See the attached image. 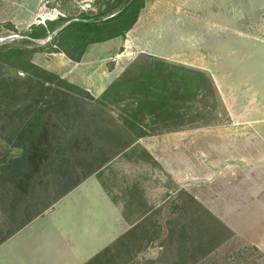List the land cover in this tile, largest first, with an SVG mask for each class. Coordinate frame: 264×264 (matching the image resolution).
Instances as JSON below:
<instances>
[{
	"label": "rangeland",
	"instance_id": "1",
	"mask_svg": "<svg viewBox=\"0 0 264 264\" xmlns=\"http://www.w3.org/2000/svg\"><path fill=\"white\" fill-rule=\"evenodd\" d=\"M145 1L150 10L136 30L162 55L134 53L121 63L118 83L90 92L93 98L60 78L69 57L56 51L57 30L38 39L28 33L47 18L92 15L107 0H0V150L40 105V150L67 137L81 176L91 178L71 204L58 203L64 196L56 200L60 186L51 175L33 200L5 177L0 263L18 260L16 251L33 243L48 244L44 232L71 220L89 233L98 228L102 206L89 202L100 182L128 228L86 264H264V0ZM10 47L30 51L7 58ZM98 53L91 51L83 72L113 69L116 62ZM68 107L76 114L67 130ZM99 147L112 155L101 167L92 159ZM177 165L190 190L170 172ZM201 242L208 252L193 259Z\"/></svg>",
	"mask_w": 264,
	"mask_h": 264
},
{
	"label": "trees",
	"instance_id": "2",
	"mask_svg": "<svg viewBox=\"0 0 264 264\" xmlns=\"http://www.w3.org/2000/svg\"><path fill=\"white\" fill-rule=\"evenodd\" d=\"M145 5V0H107L106 6H99L95 13L92 12V15L83 12L76 19L60 15L56 18H47L45 24L39 26L33 24L28 35L34 39L45 38L49 35L50 28L57 30L54 37L57 45L56 51L65 52L74 61H81L90 44L125 36L138 21ZM29 51L28 48L10 47L7 49L6 55L7 58H12L23 56ZM30 65L38 70H44L34 62H30ZM24 71H28L27 68H24ZM199 73L204 74L203 72ZM60 78L65 79L61 75ZM7 81L6 78L1 80L3 83H7ZM115 83V81L112 82L106 91ZM71 86L94 98L86 88L78 84ZM152 91L154 95H157L156 90ZM36 109L37 111L32 116L24 118L5 136L10 147L4 151L0 150V184L5 177H9L18 193L33 200L41 189L42 180L51 175L60 186L56 198L58 200L79 186L86 177L81 176L73 162L67 146V137H59L55 144L50 146L49 152L40 150L38 141L43 128L40 120L42 106L38 105ZM65 113L61 128L68 130L74 123L76 113L70 107L66 109ZM39 142L41 143V141ZM14 149H18L20 153L13 154ZM92 159L98 167H101L112 159V155L106 154L103 147H99L94 151ZM215 218L221 222L220 219ZM184 228L185 225H183ZM182 239L185 238L182 237ZM203 245L204 243L201 242L198 246L200 250H192L193 259H196L198 253L206 255L208 249L203 248ZM184 247L183 240L181 254L185 257L187 254ZM98 255L88 263L93 262Z\"/></svg>",
	"mask_w": 264,
	"mask_h": 264
},
{
	"label": "crops",
	"instance_id": "3",
	"mask_svg": "<svg viewBox=\"0 0 264 264\" xmlns=\"http://www.w3.org/2000/svg\"><path fill=\"white\" fill-rule=\"evenodd\" d=\"M149 10L150 6L147 3L141 11L138 23L143 18V15H148ZM157 17H160V15H157ZM136 25L125 36H118L106 41L90 44L81 61H74L69 57V62H66V66L59 70L60 75L74 83H77L78 85L84 86L88 91L96 96L105 92L109 85L122 74V72H119L122 69H120L121 63L127 61V59L134 53L144 52L162 55L152 47L145 45V39L147 37L145 36V31L143 32L140 30L137 32ZM137 34L139 37H137ZM94 49L100 51L97 56L102 57V60L104 58H112L113 61L116 62L115 64H112V70H109L108 72H91V69L87 72L82 71L86 69L84 65L91 67V51ZM115 51H117L116 55L113 53ZM186 54L188 55V58L198 57L191 52H187ZM179 55H182V53L175 54L173 57H165L174 59ZM70 61L72 64H70ZM96 61L99 60L97 59ZM105 63L107 64V62ZM94 67L96 68V64H94ZM253 133L256 132H251L250 136H247L246 138L249 139ZM171 135V137H178V134ZM238 139L242 140L244 138L239 136ZM172 140L175 141L178 140V138H172ZM179 165H177V167H172L170 172L178 181L183 183L184 187L190 190L188 188L189 180L186 181L185 178L180 176ZM90 179L91 178L82 182L79 186L60 199L58 203H61L62 201H69L72 204L76 197H80V195H82L84 187L87 182L89 183ZM99 183H97V192L92 196V203L89 202L91 205L95 203L98 210L102 206V210L95 214L97 220L101 222L98 224L100 225L98 228H95L89 233L87 229H83V225L79 220H71L66 227L64 226V223L60 224L54 229L44 232L43 237L48 238V244L41 245L37 242L26 246L22 250H17V254L22 251V256L11 264H86L100 250L105 248L117 236L122 234L128 228V223L102 184ZM84 195L87 197L90 194L86 193ZM103 209H106L107 214L103 211ZM115 215L116 219H114ZM31 223L25 226L18 233L22 232ZM35 239L36 238L33 237V240Z\"/></svg>",
	"mask_w": 264,
	"mask_h": 264
}]
</instances>
